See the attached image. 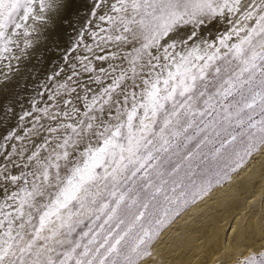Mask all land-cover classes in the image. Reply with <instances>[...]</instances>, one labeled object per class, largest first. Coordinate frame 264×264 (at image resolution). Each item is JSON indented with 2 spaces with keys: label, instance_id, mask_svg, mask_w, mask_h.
I'll list each match as a JSON object with an SVG mask.
<instances>
[{
  "label": "snow or ice",
  "instance_id": "6c2138e0",
  "mask_svg": "<svg viewBox=\"0 0 264 264\" xmlns=\"http://www.w3.org/2000/svg\"><path fill=\"white\" fill-rule=\"evenodd\" d=\"M61 31V80L0 137V264H141L264 149V0H0V79Z\"/></svg>",
  "mask_w": 264,
  "mask_h": 264
},
{
  "label": "bare ground",
  "instance_id": "6f19581e",
  "mask_svg": "<svg viewBox=\"0 0 264 264\" xmlns=\"http://www.w3.org/2000/svg\"><path fill=\"white\" fill-rule=\"evenodd\" d=\"M81 2L91 3V0ZM83 14H87L86 10ZM80 24L98 31L95 24L89 26L87 20H81ZM78 38L76 32L69 36L61 31L58 47L46 48V44L51 45L50 38L41 43L36 54L21 60L19 70H14L6 81L0 79V106L13 110L6 120L0 113L3 120L0 137L10 128H16L17 135L24 136L25 130L32 127L33 118L40 115L39 112H32L24 122L19 121V115L31 112L33 101L37 108L45 107L48 93L54 91V85L61 80V77L51 80L48 77L64 66L63 56L72 40ZM84 40L94 43L88 35ZM96 51L99 54V50ZM38 139L33 135L23 141L12 140L6 147L11 151L12 145L17 148L23 145L31 150ZM225 183L187 207L165 227L149 248L152 255L141 264H235L237 259L259 249L264 243V151L257 153L255 161L240 167L239 175H232Z\"/></svg>",
  "mask_w": 264,
  "mask_h": 264
},
{
  "label": "rangeland",
  "instance_id": "374dc122",
  "mask_svg": "<svg viewBox=\"0 0 264 264\" xmlns=\"http://www.w3.org/2000/svg\"><path fill=\"white\" fill-rule=\"evenodd\" d=\"M263 151H264V149H261L259 152H260V153H263ZM259 152H255L252 156L247 157V158H246V163L243 164V166H247V165H249L252 161H255V160H256V154L259 153ZM253 156H254V157H253ZM249 161H250V162H249ZM239 173H240V168L237 169L236 172L231 173L230 176H229V178H230L232 175H234V176L237 175V176H238ZM229 178H228V179H229ZM228 179H227V180H228ZM227 180H226V181H227ZM226 181H224L223 183H221V184L218 185V186H215L214 188H217V187H218V188H222V186L226 184V183H225ZM214 188H213V189H214ZM200 199H201V198H200ZM200 199H197L195 203H197ZM195 203H194V204H195ZM190 205H193V204H189L187 207H189ZM187 207H186V208H187ZM186 208H184V209L180 212V214H181ZM176 217H177V216H176ZM176 217H174V218L171 220V222H170L167 226H169V225L173 222V220H174ZM167 226H166V227H167ZM164 228H165V227H164ZM164 228H163V229H164ZM163 229H162V230H163ZM162 230H161V231H162ZM158 237H159V235L157 236V238H158ZM157 238L154 240V242L157 240ZM154 242H153V243H154ZM153 243H152V244H153ZM263 244H264V243H263ZM246 256H247V255H246ZM243 258H244V257H243ZM243 258H242V259H243Z\"/></svg>",
  "mask_w": 264,
  "mask_h": 264
}]
</instances>
